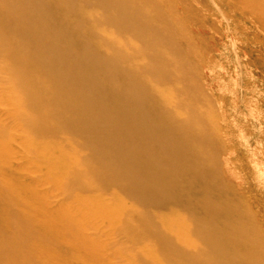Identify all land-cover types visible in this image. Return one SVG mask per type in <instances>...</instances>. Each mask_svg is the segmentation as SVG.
<instances>
[{
	"label": "bare ground",
	"instance_id": "obj_1",
	"mask_svg": "<svg viewBox=\"0 0 264 264\" xmlns=\"http://www.w3.org/2000/svg\"><path fill=\"white\" fill-rule=\"evenodd\" d=\"M263 116L264 0H0V264H264Z\"/></svg>",
	"mask_w": 264,
	"mask_h": 264
},
{
	"label": "rangeland",
	"instance_id": "obj_2",
	"mask_svg": "<svg viewBox=\"0 0 264 264\" xmlns=\"http://www.w3.org/2000/svg\"><path fill=\"white\" fill-rule=\"evenodd\" d=\"M2 107H4L3 105H2ZM260 118V121L258 120V122L256 121V123H251V122H249V124H248V127H246V130H244V129H242L241 128V132L242 133H244V134H242V133H240V132H236V136H238L237 134H241L242 136H246V138H247V141H250V142H248V144H247V146H246V148H244L245 150V152H246V154H247V156H248V158H250L251 160H254L255 161V159L257 160V161H260V154L261 153H263L264 152V116L263 117H259ZM253 124V125H252ZM256 124V125H255ZM259 124V125H258ZM259 126V127H258ZM259 128V129H258ZM263 129V130H262ZM258 130H262L263 131V135L259 138L260 139V141H255L254 139H255V137H254V135H255V132L256 131H258ZM254 131V132H253ZM235 136V135H234ZM261 153H260V152ZM251 154V155H250ZM261 167H262V170H260V171H262V172H260V174L259 173H257V174H255V176H257V184L255 183V185L253 186V190L255 191V192H257V194H260V195H262V193H264V192H262V190H264V160H263V162L261 163ZM231 175H234V174H231ZM259 179V180H258ZM260 187V188H259ZM118 196H119V198L122 200V195L120 194V193H116ZM104 197V196H103ZM106 197H109V196H106ZM264 197V196H263ZM130 204H133V203H131V200H127ZM122 204V203H121ZM262 207H263V212H264V202H262ZM4 209L1 207V205H0V212L1 211H3ZM4 212V211H3ZM4 233H12L11 231H10V229L9 228H7V227H5L4 228ZM114 237H105V239H113ZM104 239V240H105ZM31 243V245L29 246V247H27V248H25V249H23L22 250V253H24V254H27V253H32L33 255H35L36 256V261H37V263L39 264L40 262H41V260L39 259V258H37L38 256V253L36 252V248H34L33 246H36L37 248L40 246V247H42V242H35V241H33V242H30ZM147 244V247L149 248L150 247V249H151V256H152V258L155 260V259H157L158 257H157V255L155 254V246H157L155 243H154V241H151V242H149V243H146ZM145 244V245H146ZM39 247V248H40ZM146 247V248H147ZM161 258V257H160ZM134 264H138L137 263V261L135 260L134 261ZM171 264V263H170Z\"/></svg>",
	"mask_w": 264,
	"mask_h": 264
}]
</instances>
